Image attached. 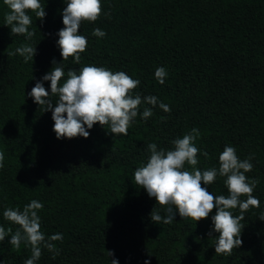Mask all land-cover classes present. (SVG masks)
I'll return each instance as SVG.
<instances>
[{
    "label": "trees",
    "instance_id": "obj_1",
    "mask_svg": "<svg viewBox=\"0 0 264 264\" xmlns=\"http://www.w3.org/2000/svg\"><path fill=\"white\" fill-rule=\"evenodd\" d=\"M40 3L43 21L27 12L35 32L29 40L11 34L5 24L10 10L0 0V226L14 234L19 225L6 220L4 210H23L33 199L43 203L41 231L46 239L56 233L63 239L52 242L55 258L41 246L35 264H264V220L258 218L264 213V0H101L100 17L80 25L88 40L80 64L63 60L56 43L66 0ZM97 28L106 35L94 36ZM25 44L36 47L33 60L8 55ZM53 59L65 71L61 84L68 69L85 65L126 72L140 81L133 96L158 98L156 106H139L140 114L147 107L153 115L144 120L138 114L127 136L96 123L87 138L57 139L52 111L27 95L57 66ZM157 67L168 73L163 84L155 78ZM43 83L51 95L50 81ZM51 98L55 107L57 97ZM193 128L200 133L197 168H218L219 154L230 145L241 160L251 157L253 169L245 175L259 180L253 196L260 207L244 213L243 244L231 255L215 253V209L198 222L177 211L171 224H158L150 217L153 208L166 212L134 182L136 168L150 157L148 144L171 150L172 141ZM224 179L203 186L227 196ZM231 211L240 215L239 208ZM10 239L0 241V262L24 264L31 246L22 241L16 249Z\"/></svg>",
    "mask_w": 264,
    "mask_h": 264
},
{
    "label": "clouds",
    "instance_id": "obj_2",
    "mask_svg": "<svg viewBox=\"0 0 264 264\" xmlns=\"http://www.w3.org/2000/svg\"><path fill=\"white\" fill-rule=\"evenodd\" d=\"M10 10L5 15V24L10 26L11 34H24L27 39L35 35L29 31L32 24L29 10L36 14L41 21L46 17L44 6L40 0H3ZM101 0H66V7L62 11L61 28L56 41L63 60L74 58L75 64H80L81 53L85 52L88 45L86 36L80 34V25L83 21H96L102 14ZM93 35L104 37L106 33L101 29H94ZM19 54L27 63L33 60L36 47L22 45L15 52L8 55ZM52 68L41 80H38L28 96L32 97L38 105L45 106V110L52 111L54 121L53 131L57 139L87 138L94 124L99 123L115 135H128V130L134 119L138 116L139 106L142 103L156 106L158 98L150 95L143 99L139 94L132 95L140 81L133 79L124 71L113 72L106 67L85 65L77 72L68 69L67 79L60 83L65 75L64 68L53 59ZM168 73L164 67H157L155 78L163 84ZM43 81H50V90H46ZM51 97H57L55 107ZM159 107L164 112H170L169 105L159 102ZM144 120L153 115L152 109L145 107L142 114ZM163 119V118H162ZM199 130L193 128L182 138L172 141L174 148L165 150L157 148L156 143L147 145L150 157L147 162L136 168L134 182L146 190L149 197H154L166 212L162 216L153 208L150 213L151 220L160 224H171L178 211L181 218H190L195 222L211 216L214 231L219 233L215 243L217 255H231L234 248L242 246L241 230L244 213L250 208H259L260 200L253 196V191L259 183L258 179H251L245 175L253 169L251 157L241 160L233 146L226 145L219 154V167L200 170L196 167L199 163L197 156L200 149L195 145L199 137ZM205 158L208 152H203ZM4 153L0 151V168L4 167ZM191 170L185 169V164ZM217 176L226 177L224 184L228 195H213L203 185L215 182ZM241 197H246L242 200ZM44 207L43 203L33 199L23 207L7 208L3 212L6 220L19 225V229L12 234V229L7 230L0 226V241L11 234L9 243L16 249L21 242L31 246V257L24 264H35L42 255L41 246L53 253V258L59 250L53 241H62L61 233L53 234L47 239L41 231V218L38 211ZM239 208L240 215H233L232 209ZM264 220V213L258 217ZM112 257L114 253L108 250ZM2 264V262H0ZM111 264H119L117 259H111ZM144 264H149L145 260Z\"/></svg>",
    "mask_w": 264,
    "mask_h": 264
}]
</instances>
